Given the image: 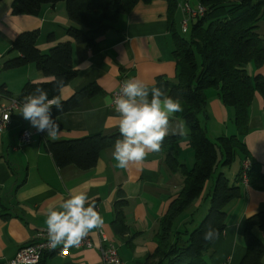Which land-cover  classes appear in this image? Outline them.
Returning <instances> with one entry per match:
<instances>
[{
    "label": "crops",
    "instance_id": "obj_1",
    "mask_svg": "<svg viewBox=\"0 0 264 264\" xmlns=\"http://www.w3.org/2000/svg\"><path fill=\"white\" fill-rule=\"evenodd\" d=\"M185 1L188 0H178V4ZM12 3L13 0L0 2V105H6L10 98L18 99L27 83L52 80L39 72L34 64L11 70L3 68L7 61L19 56L12 47L16 37L24 32L39 33L37 48L43 54H48L60 43H72L73 65L78 74L65 87L63 100L93 83L101 88L102 93L83 100L77 109L60 116V133L56 139L48 138L46 133L44 137L36 134L32 143L22 148H17L20 133L24 129H36L23 118L21 111L8 116L11 125L0 136V264L12 260L22 246L34 239L36 231L47 228V210L49 207L58 209L64 200L70 198L72 189L86 192L89 200L95 202L104 221L99 229L116 246L123 262L145 264L146 258L157 247L154 236L159 230V221L183 187V176L170 174L163 156L158 153H149L143 161L120 169L115 166L112 156L114 147L101 152L91 170L81 171L74 166L59 169L46 146L48 141L118 133L117 114L114 106L106 104V100L112 99L122 81L139 78L148 86H153L158 77L175 78L168 3L163 0L149 5L140 3L130 14L122 15L105 35L102 51L97 54L80 49L67 35L71 23L64 3L43 6L36 15H14ZM181 19L178 10L173 18L178 31L181 30ZM258 33L264 38V19L258 25ZM50 36L53 39L50 40ZM85 63L87 65L83 68L78 67ZM245 70L251 77L264 76V64L259 68L248 64ZM206 97L208 118L201 117L200 122L207 136L216 141L219 137L237 135L235 110L223 104L216 89L207 90ZM171 123L168 136L179 135L178 125H184L187 135L179 144L178 157L191 168L195 157L189 146V129L176 113ZM242 143L250 158L239 153L230 168L219 167L216 172L224 174L231 184H236L243 164L250 159L259 163L264 174V100L260 94H256L249 109V134L242 138ZM219 159L223 157L220 155ZM215 180L213 175L205 184L200 198L178 217L173 227L175 233L192 231L199 225L207 214ZM240 187L242 197L226 207L227 227L206 256L209 264H240L246 254V220L256 213H264V191L255 190L245 183H241ZM119 192L128 201L124 212L130 231L123 236L116 235L112 228ZM253 231L264 242V232L259 228ZM89 233L97 244L96 229ZM47 262L103 264L95 249L73 252L66 258L53 255Z\"/></svg>",
    "mask_w": 264,
    "mask_h": 264
},
{
    "label": "trees",
    "instance_id": "obj_2",
    "mask_svg": "<svg viewBox=\"0 0 264 264\" xmlns=\"http://www.w3.org/2000/svg\"><path fill=\"white\" fill-rule=\"evenodd\" d=\"M154 1L157 0H13L11 9L14 15H36L43 6L65 3L71 23L67 35L80 49L97 54L102 51L105 35L122 15L130 14L140 3L149 5ZM163 1L169 6L176 76L173 80L166 76L158 77L153 86L162 87L168 95L182 101L183 111L177 112L176 116L189 129L188 141L195 162L189 168L179 160V144L183 136L170 135L165 138L158 154L163 156L169 173L181 174L184 181L178 197L171 202L159 221V230L154 236L157 247L146 258L145 264H209L206 256L227 227L226 207L242 197L240 184L245 183L244 167L236 177V184H231L224 174H218L209 196L207 214L194 230L175 233L173 227L178 217L200 198L205 184L219 167L230 168L239 153L250 158L242 138L249 134V109L256 94H260L264 100V76L251 77L245 67L254 64L259 68L264 64V38L258 33V25L264 19V0H197L205 12L191 24L188 33L190 40L179 35L173 22L178 11V0ZM38 38V32L18 35L12 48L19 56L7 61L3 68L11 70L34 64L45 77L63 79L68 86L78 74L73 65L72 43H60L48 54H43L37 48ZM49 39H53V36ZM55 85L54 80L27 83L18 100L22 101L36 87L47 89L51 98L59 94L54 91ZM209 89L218 90L223 104L235 110L237 135L219 137L216 141L207 136L200 118H208L206 91ZM100 93L102 90L97 84H90L62 100L64 111L56 112L53 108V116L59 118L77 109L83 100ZM119 136V132L109 136L99 133L75 140L48 141L46 150L59 169L74 166L88 171L96 166L101 152L113 148ZM220 155L222 160L219 159ZM250 160H247L251 163L246 171L247 184L255 190L264 191L261 167ZM119 195L114 206L112 228L116 235L123 236L130 231L124 212L128 201L122 192ZM209 226L219 231L218 238L213 241L204 239ZM255 228L264 232L263 212L246 220V254L240 264H263L264 242L254 234ZM51 257L52 254L44 255L39 264H48Z\"/></svg>",
    "mask_w": 264,
    "mask_h": 264
},
{
    "label": "clouds",
    "instance_id": "obj_3",
    "mask_svg": "<svg viewBox=\"0 0 264 264\" xmlns=\"http://www.w3.org/2000/svg\"><path fill=\"white\" fill-rule=\"evenodd\" d=\"M84 65L78 67L83 68ZM54 91L58 95L49 98V92L43 87H36L23 98L20 114L30 122L39 133H46L48 138L56 139L60 133L56 112H63V92L66 87L63 79L56 77ZM114 105L115 119L118 121L120 136L114 143L112 152L116 167L127 169L130 163L141 162L149 153L161 151L166 136L172 128V117L182 112V101L168 95L162 87H149L139 78L126 79L119 92L111 100ZM7 118V117H5ZM181 136L187 135L184 125H178ZM103 218L97 211L94 201H90L86 192L70 190V198L64 200L59 208L47 210L48 244L51 249L63 245L61 254L69 248L78 247L83 238L93 229L103 226ZM219 231L211 226L204 233L206 241L218 238Z\"/></svg>",
    "mask_w": 264,
    "mask_h": 264
},
{
    "label": "built area",
    "instance_id": "obj_4",
    "mask_svg": "<svg viewBox=\"0 0 264 264\" xmlns=\"http://www.w3.org/2000/svg\"><path fill=\"white\" fill-rule=\"evenodd\" d=\"M178 10L181 12L182 19L180 23L181 33L187 35L190 30L191 24L203 16L205 9L201 5L192 7L188 1L178 5ZM124 81H122L118 89L113 93L112 99L119 92L120 87ZM23 100H18L16 98H10L6 105H0V136L10 127L11 119L8 117L14 114L16 111H21ZM114 106V105H113ZM7 117V118H5ZM40 135L44 137L45 133H39L36 131H31L29 129H24L19 135V141L17 148H22L30 145L33 141L35 135ZM245 169L243 177L244 182L247 184L246 171L251 167V163L246 161L243 164ZM97 237L99 242L95 244L91 238L90 233L82 239L78 247H72L63 252V245H58L55 249H51L48 244V232L47 228L40 229L36 231L34 239L22 246L15 257L8 261L7 264H39L41 259L46 254L58 255L62 258L71 256L73 252L82 250H92L95 249L100 254L103 264H125L121 257L119 256L116 246L105 236L104 232L99 228L96 229Z\"/></svg>",
    "mask_w": 264,
    "mask_h": 264
},
{
    "label": "rangeland",
    "instance_id": "obj_5",
    "mask_svg": "<svg viewBox=\"0 0 264 264\" xmlns=\"http://www.w3.org/2000/svg\"><path fill=\"white\" fill-rule=\"evenodd\" d=\"M179 1H182V0H179ZM188 2L190 3V5H191L192 7H196V0H188ZM64 4H65V3H64ZM179 35H180L183 39H185V40H190V36H189V34L184 35V34L181 33V31H179ZM218 174H219V173L214 174V177H217Z\"/></svg>",
    "mask_w": 264,
    "mask_h": 264
}]
</instances>
